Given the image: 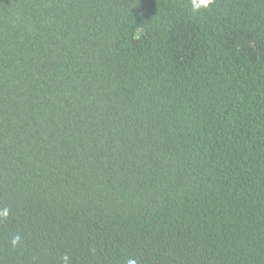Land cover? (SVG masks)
I'll return each mask as SVG.
<instances>
[{
  "label": "trees",
  "instance_id": "1",
  "mask_svg": "<svg viewBox=\"0 0 264 264\" xmlns=\"http://www.w3.org/2000/svg\"><path fill=\"white\" fill-rule=\"evenodd\" d=\"M3 208L0 264H264V0H0Z\"/></svg>",
  "mask_w": 264,
  "mask_h": 264
},
{
  "label": "clouds",
  "instance_id": "2",
  "mask_svg": "<svg viewBox=\"0 0 264 264\" xmlns=\"http://www.w3.org/2000/svg\"><path fill=\"white\" fill-rule=\"evenodd\" d=\"M215 0H191V6L192 11L194 13L200 12L201 10H208L210 6H214ZM9 216V209L3 208L0 209V220H5ZM21 237L19 235H15L12 238V245L13 247H16L18 243H20ZM62 264H68L69 257L67 255H64L62 258ZM127 264H137V261L134 259H129L127 261Z\"/></svg>",
  "mask_w": 264,
  "mask_h": 264
}]
</instances>
